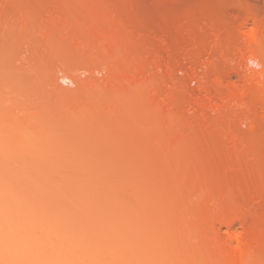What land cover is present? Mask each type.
I'll use <instances>...</instances> for the list:
<instances>
[{
    "label": "rangeland",
    "instance_id": "1",
    "mask_svg": "<svg viewBox=\"0 0 264 264\" xmlns=\"http://www.w3.org/2000/svg\"><path fill=\"white\" fill-rule=\"evenodd\" d=\"M253 3L254 2H252V0H0V87H1L0 93H1V91L3 92L2 94H0V98L3 99L4 98L3 94L5 95V93L7 92L5 95V98H7V101L9 100L8 101L9 103H7L5 99H3V100L0 99L2 101V102L0 101V114H1L0 117L2 118V120H4L3 127L5 126V123L7 121L8 122L6 124H8V123L11 124L13 122V121L11 122V120L15 119L14 122H16V125L19 127L18 129H24V130H20L21 134H24V136L26 134L25 139H24V138H21L22 136L20 135L19 131L17 133L20 136V137L18 136L19 138L18 137L17 138L20 140H24V143H29V142H27V141H29V140H27V138L29 139V137H32V136H30L31 133L36 134V135L33 134L36 137L32 138L33 140L36 138L35 141H33L30 138L31 144H21V143H23V141H19L17 139L19 141L18 142L17 140H15L13 138V136H15L14 133H13L14 135H11L12 125L10 127V130H9V125H6L3 129H2V127H0V141H2L4 139L2 141V144L4 145V143H5V145H6V147H3V145L0 143V169L4 168V169H7V171H9V170L10 171H14V170L15 171L16 170H20V171L25 170L26 171V170H28L27 172H29L28 174H30V175H32V173L34 175V171H37V174H38V170H39V173H40V170H43V171L46 170L45 173L48 172V170H49V172H51L50 174H52L53 171H58V173H59V171L64 170V171L60 172L61 173L60 176L62 175L63 178L65 177L63 175V173L65 174V170H66V173H69L70 170L76 169L75 173L77 175V178L81 179V181H82V178L84 180V177H85L84 174H87L86 172L83 173L82 169H80L84 165H85V167H83V170L88 169L87 172H90V173H92L94 171V174L92 173V175L89 176V178H91V177L94 178V176H97L99 178L100 176L104 177V175H105L106 179H107L106 180L104 178L105 182L108 181L109 179H113V178H114L113 181L117 180L116 178H118V176L120 178H123L124 180L125 179L131 180L132 178H129V177H131L130 175H134L135 177H133L134 179L132 181H134V182L137 181L136 183H134V182L132 183V181L130 183V182H128V180H126V181H123L125 183L124 184L122 182V180H120V178L118 180V182L123 183V184L121 183V185H123V187L126 185H128V186L130 185L131 187L134 186L133 190L130 191L129 188H131V187L129 186V187H126L129 189L126 192L125 187L122 189V187L120 185L119 187L122 190L117 186L116 191L119 188V190H121V193L124 194L125 196H127L129 194L128 195L129 197L128 196L127 197L122 196V197L126 198V200H125V198H123V200L125 202L128 201L126 206L127 205L131 206V203L133 204L136 201L135 204L137 206H139L138 207L139 210L143 209L146 211L145 212L146 217H145V215H143L144 211H140V212H142V214L138 213L139 211L137 210V207H136V209H134L136 205L133 204L134 206H132L133 210H135L134 212L137 213V214L135 213L136 214L135 217L138 219V222H141L142 220H144V221H142V224L140 223V225L144 229L143 235L145 238V240H144L145 245L143 248L144 249L148 248L147 249L148 252L150 249L152 251V248L156 247V245L153 246L155 244L154 243L155 240H156V242H158L159 239H165V242H166L167 238H169L171 235H175L173 232H176V234L179 235V233H180V232H178L179 229L176 230L178 228V226L182 225L181 228L189 226L188 225L190 223L189 220L192 221V218H194L193 214L197 211V210L195 211L192 209L194 206L197 205L196 202H198L197 201L198 197L200 200V198L202 196H203V200H204V197H205V200L210 199L211 201H213V200L215 201V199L217 198L216 203H217V201L220 200L218 202V203H220V205L218 204L219 208L220 207L222 208L223 205H225V206L227 205L226 210H228V211L226 212L225 209H224V211H225V213H229V211H230L229 215L231 217L230 220L232 222V224H231V222L229 224L230 227L228 225L227 226L223 225L224 223L222 224L220 222L221 223L220 224L219 222L218 223L216 222L215 225L212 227L215 230V231L213 230L214 234H213L212 230H211L212 233H210V231L208 232V234H211V236H212V234H213V236L216 234L217 236H215V237H219L221 240L222 239L227 240V239L232 238L236 242L235 237H236V239L238 238V236H239V238H241L240 235H242L243 236L242 238H244V236L248 235V234L245 235L248 232V229H251V228L254 229L255 227L256 228L258 227L257 229L260 228L259 224H261V223H259V222L257 223L256 221H260V219H262L261 222H263L262 224L264 226V206L262 207V205H264V67L261 64V63H263L261 61L262 60L264 61V22H263L264 18L263 19L261 18L262 15L264 14V12H263V10H260V8H256L255 4H253ZM253 6H254V8H252ZM252 10L256 11V12L258 11V12L253 13ZM252 13L256 14L257 16L253 15ZM48 16L53 17V18H50ZM252 16H253V18H252ZM54 18H55V20H54ZM58 19H59V22L61 24L58 23V21H56ZM54 22L58 25L57 26L58 28L61 25L60 28H62L61 29L62 31L61 30L59 31L56 29V25ZM43 23H44V26L42 25ZM45 23H47V26ZM62 23L67 24L64 26L65 28L63 27ZM25 25L27 28L25 27ZM48 25H49V27H48ZM48 28H51L54 30H51ZM40 29H41V31H40ZM47 29L49 30V32L47 31ZM45 31H47L48 33ZM51 31H52V33H51ZM97 31H99V32H97ZM107 31H109L111 33L108 34ZM43 32L47 35L42 34ZM113 32H115V34H117L118 37L115 36ZM102 33H104L105 35L107 34L106 36L104 35L105 38L102 37L103 36ZM251 33H254L256 35L257 41L259 42V46L261 44V46L259 47L260 48L259 53L257 52V55H256L257 57L255 56V54L250 53L249 51H247L244 48L245 37ZM96 34L100 39L96 36ZM99 34H102V35H99ZM110 34L111 35L113 34L114 37H113V35L110 36ZM51 36H53L52 39H54L55 41L50 39ZM91 36H92L91 39H93V37H95L93 41L90 39ZM213 36L218 37V41H217L216 45H212ZM42 38H43L45 43L42 41ZM45 38H46V40H45ZM112 38H113V40H112ZM48 39H49L48 42L50 43L49 45H48V42L46 44V41ZM95 39L97 40V42ZM105 39H106V41H105ZM115 39L118 41H116ZM86 40L90 41V42L92 41V42H94V44L93 43L91 44L90 42L86 43L85 42ZM102 40H104L103 43H102ZM80 41H81V43H80ZM98 41L101 42L102 44L99 43ZM98 43L101 44L102 46L104 44H106V46L104 45V47L108 48V49H105L103 47L107 51H104V53L101 52L102 55L100 54V51H101L100 45H97V47H100V48L97 49V47H96V44H98ZM37 44H39V45H37ZM115 44H116V46H114ZM78 45H81L82 48H80V46H78ZM87 45H88V47H87ZM117 45L119 46V48ZM86 47L88 48V50L89 49L90 50L86 51L87 50V49L85 50ZM92 47H94L95 49H93ZM111 48H112V50H110ZM92 49L95 51H93ZM99 49H100V51H99ZM117 49H118V51H117ZM49 50H50V52H52V50H53V52H52L53 54L50 53ZM113 50H115V51H113ZM76 51H78V52H76ZM110 51H113V52H110ZM116 51L118 53H115ZM96 52H97V54L95 55ZM120 53H122V54H120ZM99 54L101 55V57H99ZM107 54L109 57H107ZM260 54H262V55H260ZM103 55H105L104 58L102 57ZM115 55L118 58H116ZM125 55L127 56V58L131 59V62L134 63V65H135V63H139L140 61H142V62H140L139 66L143 65L142 66L143 72H144L143 74L146 73L145 74L146 76L148 74L150 75V76L149 75L148 76L151 78V81L150 82L148 81L146 83L148 86H146L144 88V90H143L144 92L141 93V95L138 92L139 90L135 89V92L133 90H131V91H133V93H131V92H129L130 94L128 93L129 99L127 98L128 97L127 96L126 97L127 100H126L124 98L125 95L123 97H121L120 93H119L120 96H118V94L116 93L118 97H121V98H117L115 94L114 95L111 94V92L114 93V91H115L113 89V86L111 85L109 87L108 86L109 84H108L106 86L109 87V89L112 88L113 90L110 89L111 90V92H110V90L106 89L107 87L105 86L106 88L104 87L103 91L105 92V89H106V91H108L107 92L108 98L110 97L109 95H112V96H115L116 99L113 98L112 96H111L112 99H111V97H110V99H108L107 96L100 94V92H102V91L95 89V92L96 93L99 92V94H100V96L96 94L98 99H101L103 97L101 100H99L100 103L98 102V104H100V105L97 107L96 105H98V104L95 105V103H97L96 102L97 97L95 95L94 90L91 89L92 86L90 88V85H89L90 89L89 90L86 89L88 91L87 95H85L86 93L84 94V96L90 97L89 101H90V103H92V105L91 104L88 105L90 107L87 106L88 109L91 108V106H93L92 108H97L98 111H100L99 113H101V114L102 113L105 114L106 112L104 110H107L108 112L106 114H110V115H106V116H108V118H110L112 116L111 119H108L106 117H101L102 115L98 114L97 109L92 110V108H91V109H89L90 111H87L88 112L87 113L85 111L87 109V107L86 108H83V107L88 104V102H89L88 97L85 98L87 100V104H86V101H83L84 105L83 104H77V103L73 104L72 100H73V102H75L74 101L75 98H73V99L71 98L72 100H70V99L66 100L67 98H65V96H63L64 94L61 93V91L62 92L68 91V90H71V88H72V90L76 89V87L78 86V84H77L78 81H81V83H90V84H93L94 86H98V83H99V85H102L104 81L108 82V80H110V78L112 79V76H110V78L108 79L110 73L112 72L111 69L114 68V70H115V68L117 67L118 64H122L121 61L123 62V60L121 59V57L122 56L125 57ZM259 55H260L259 59H262L261 61L258 59ZM94 56L96 57V59ZM80 57H82V58H80ZM132 57H133L134 61H137V62H133ZM253 57L256 59H252ZM91 58H93L92 61H94V62H92V61L87 62ZM102 58L104 60H102ZM114 58H116V59H114ZM118 59H119V61L121 59V61L119 62ZM108 60L111 62H109ZM124 60H127V59H124ZM252 60H253V62H252ZM58 61L59 62L61 61V62L59 63ZM250 61L252 63H249ZM153 62H155V63H153ZM88 63H90V64H88ZM95 63H97V64H95ZM142 63H144V64H142ZM65 64H66V70L68 69L67 71L70 74L73 72V74L75 76L73 74L67 75V72H65L66 74L65 73L63 74V72L62 73L60 72V69L62 67H64ZM148 65L150 66V68H148ZM56 66H57L58 70L56 69ZM110 67H111V69H110ZM107 70H109L110 73ZM147 72H149V73H147ZM106 73H108L107 76H106ZM111 74L114 75L113 72ZM63 75L64 76L66 75V77H64ZM103 75H104V77H103ZM148 76H147V78H148ZM91 80H92V83L90 82ZM153 80H154V82H153ZM66 81L68 82L67 84H65ZM96 81H97V83H96ZM112 81H114V80H112ZM250 82H252V83H250ZM75 83L77 86L75 85ZM149 83L151 85H149ZM256 83H258L257 86L255 85ZM2 85H3V87H2ZM258 85H259V87H258ZM102 87H103V85L101 86V88ZM240 88L244 89L246 91V95H245L246 98L243 100V106L238 108V107H235L232 105V107H230L231 104L229 105L227 103L228 96L230 97L234 91H237ZM54 89H57V90L59 89L58 91H60L59 92L60 94L57 95L58 91L56 90L57 91V93H56V91H54ZM66 89H68V90H66ZM14 91H16V92H14ZM116 92H118V91L116 90ZM14 93H15V95H14ZM43 93H45V94H43ZM55 95L57 96L58 99H60L62 97H63V99L65 98L63 100L64 104L59 103L58 99L55 97ZM6 96H8V97H6ZM45 96H47V97H45ZM154 96H157V97L153 98ZM11 97L13 100L11 99ZM43 97H44V99H43ZM81 97L83 98V96H81ZM168 97L170 100L168 99ZM82 98H80V99H82ZM122 98H124V100ZM152 98L157 99L158 102L161 100H164L166 103H168V101H169V104H170V102L172 103V105L170 104L172 107L168 106V107H170L169 110L172 108L171 113L169 112V110H167V113H166V114H169L170 117H169V115H167V117H166V115L162 117V119L164 120V124H163V122H160L161 116H160V119H159L158 115H157L158 117H156L155 114L153 116L154 112H152V110H151L152 114L149 112L151 115L147 116L149 114L147 112V111H149V109H147V107H149V106H147L148 102L151 100L149 102V104H152V105L154 102L152 100ZM17 99L20 101H17ZM40 99H42V100H40ZM80 99H78L80 101L79 103H81L83 100V99L82 100H80ZM118 99L123 100V102L121 101L119 103ZM15 100L17 102H15ZM36 100L37 101L40 100V101L36 102ZM104 100H109V101H106V103H107L106 106L103 105ZM110 100L111 101L113 100L112 104H110ZM157 100H155V101L157 102ZM197 101H199V102H197ZM19 102H21V103H19ZM60 102H61V99H60ZM66 102L68 103L67 106L70 103H72L74 106H72V104L70 106H72L74 108L72 109L70 106L66 108L65 107ZM161 102H159V103H161ZM213 102H214V105H213ZM2 103H5V104L7 103L8 107H10L9 104L12 105L11 109L13 111L10 110V108H8L7 105H5V104H4L5 105V107H4V105ZM14 103H15V105H18V106H15ZM30 103L31 104L33 103L32 105H34V104L35 105L31 106ZM21 104H22V106H21ZM61 104L65 108L61 109ZM93 104L96 107H94ZM104 104H105V102H104ZM161 104H164V103H161ZM169 104H167V105H169ZM198 104H200L201 106L200 105L198 106ZM217 104H218L219 108L216 109L215 111H212V108L214 106H216ZM77 105H78V108H80L81 105H83L81 108V110H82L81 112H78L77 109L75 108V107H77ZM101 106L103 109L101 108ZM112 106L113 107L115 106V108L112 109L111 108ZM150 107H151V105H150ZM199 107H200V109H199ZM4 108L5 109L8 108L9 110L7 109L8 110L7 111ZM13 108L16 110H14ZM46 108L49 110H46ZM69 108H71V110ZM99 108H101V109L99 110ZM108 108H111V109L109 110ZM117 108H119V109L117 110ZM204 108H205V111H204ZM22 109H25L26 111L22 110ZM144 109L145 110L147 109V111L143 112ZM151 109H152V107H151ZM17 110H18V112L21 110L20 111L21 115L23 114V112L25 113V115L23 114L22 116H20V113H19V117L17 116L18 118H21V119L24 118L25 121L20 120L21 121L20 123L24 122V124L22 123V126H19L20 123L17 122L18 118H17V120H16V118L9 120L10 116H7L8 113L11 112L12 116L10 118H12L14 112H16L15 115L18 114ZM62 110H65V113H63ZM72 110H75L76 112L72 113ZM119 110H121L122 113ZM194 110H195V112H194ZM192 111L194 112V115H193ZM83 112H86L83 114V115L87 114L86 118L83 117V115L81 114ZM116 112H118V113L120 112L119 113L120 115L117 114V116H116L115 115ZM145 113H148V114L145 115ZM161 113H163V112H161ZM28 114H30L31 116ZM35 114H37L39 116L40 122L36 119L38 117H36L37 115H35ZM65 114H67V116L69 117V120H67V116H65ZM89 114H90V116H93V117H91L93 119L90 118ZM27 115H28V118H26ZM60 115H62V116H60ZM77 115L79 117L85 118V119H83V121L85 120L87 125L85 124V122H83L85 124V125H83L80 121H76V123H75L74 121L76 120ZM161 115H164V114H161ZM29 116L31 118L36 119L37 120L36 123L38 125L40 123V126L45 127L46 130L42 127L41 131L43 130L42 132H44V133L46 132L47 135H48V133L51 134V133L55 132V134H58L59 132H61V133H59V134H62V135H59L60 137L58 135H55V137H53V135H49V137L51 136L52 139L55 138V139H57V142L61 141V143L55 142V144H54V141L52 139H49L46 137V135H45L46 133L44 134L41 131H38V129L40 130L41 127L39 128V126L36 123L34 124L35 120L34 119L31 120V118ZM56 116H58V118ZM171 116H172V120H174L173 123L176 120L175 123H176V125L179 123V125H180L179 127H181V125L183 124V126H182L183 129L180 128L182 131L179 129L178 133L176 132V134L174 133L173 135L170 134L171 136H168L169 135L168 131H170L171 126H169V128H168L169 130L166 128L167 131H164L165 129H162V128L159 129V125L160 126H162V124L165 125L166 120L167 121L170 120L169 122H171ZM88 117L90 119L87 122ZM191 117H192V119H191ZM1 118H0V121H1ZM5 119H7V121ZM26 119H28L27 121L29 124L26 123V126H25V122H27ZM29 119L31 121L34 120L33 123L31 121H29ZM70 119L73 121L70 122ZM155 120L157 121V124L155 123ZM163 120H161V121H163ZM189 121L191 123H188ZM78 122H79L80 126L77 125ZM30 123L33 124L31 131H30L31 133L29 132V129H28L31 126ZM158 123H160V124H158ZM173 123L171 122L172 125H173ZM180 123H182V124H180ZM198 123L201 126H199ZM206 123H208V125ZM14 124L15 123H13V128H12L13 132L15 130L17 131V129L15 128L17 126H15ZM154 124L158 125V126H156L157 128L156 127L153 128ZM209 124H211L210 128L207 127V126H209ZM1 125H2V123H1ZM28 125H30V126L27 127ZM36 125H37V128H34L33 126L36 127ZM75 125H77V126H75ZM185 125L188 127L185 128L184 127ZM7 126H8V128H7L8 132H7V130L4 131V129H6ZM60 126H61V128H60ZM150 126H152V128L155 129L156 131L158 129L159 132L157 131L155 133V130L152 131V128L150 130V128H149ZM249 126H251V128H249ZM165 127H166V125H165ZM105 128H107V129H105ZM177 128H178V126H177ZM47 129H48V131H47ZM56 130L58 131V133ZM174 130H177V129H174ZM16 131H15V133H16ZM22 131H23V133H22ZM160 131H162V132H160ZM179 131H181V133H183L185 131L190 135L189 136L188 134H186L188 136V137H185V139H184V141H185L184 143L186 145L185 144L181 145L180 143H178L180 146H183V148L185 149V150L184 149L183 150L187 152V153L182 154L184 156L183 159H185V157H186L185 160H181V158L179 160V157L182 156V155H180L181 152H184L182 150L179 154L180 156L178 155L179 157L176 154H173L174 151H172V154H170V152H168L174 148H176L175 149V151H176L177 148L180 147L177 143H174V144L175 145L177 144L178 147L177 146L174 147L175 145L173 144V141L175 140V138H177L178 136L181 135L179 133ZM67 132H69V133H67ZM173 132L174 131H170V133H173ZM8 133H10V134H8ZM159 133H160V135H159ZM1 134L3 135L2 137H1ZM28 134H29V136H27ZM155 134L159 135L160 138ZM161 134H162V136H161ZM38 135L41 137L45 135V137L50 140L49 141L46 139L47 142H50L49 145L47 143V146L52 145V147H53V144H54L55 147H53V148L52 147H46V143H45L46 140H43L44 142L42 143L43 137L42 138L40 137V139H39ZM174 135L175 136L178 135V136L175 137ZM182 136L183 135H181V138H182ZM229 136H230V139H229ZM45 137L43 139H45ZM169 137H170V139H169ZM5 138L6 139L9 138V141L7 140L9 142V144H7L8 142L5 140ZM62 139H64V140H62ZM71 140H73V142ZM155 140L157 142L155 144L156 145L158 144L157 147L155 144L151 143L152 141H155ZM36 141H37V143H36ZM51 141H53L52 142L53 144H51ZM66 142H67V144H66ZM174 142H176V141H174ZM18 143H20V145ZM76 143L79 146H77ZM166 143H167V145H166ZM170 144H172V145H170ZM1 145H2V148H1ZM7 145H8V147H7ZM60 145L62 146V148ZM64 145L66 147H64V149H63ZM152 145L155 146V148ZM159 145H161V146H159ZM169 145L171 146V149L168 148V147H170ZM23 146L27 147V148L26 149L22 148ZM28 146H29L30 150L28 149ZM33 146H34V148H33ZM172 146H173V148H172ZM42 147L44 148V150ZM151 147H153V149ZM157 148H158V150H157ZM71 149H73L72 150L73 153H69V152L64 153V152H66V150L69 151ZM162 149H163V152L160 151ZM168 149H170V150H168ZM34 151L39 152V153H36ZM149 151H151V152H149ZM3 152H4V154H3ZM7 152H9L8 154H10L14 159L13 158L10 159V157H7L8 156V155H6ZM30 153L31 154L33 153L32 156L30 155ZM18 154H19V157H18ZM21 154L23 156H21ZM163 155H164V157L166 156L165 157L166 159L163 157ZM67 156L68 157L70 156L71 159H70V157L68 158ZM6 157L9 159H7ZM73 157L74 158L77 157L78 160L77 159L74 160ZM68 159L70 160V163H69ZM80 159L82 162L80 161ZM14 160H16V162ZM175 160H177V161L174 162ZM67 161L69 164L67 163ZM78 161L82 163V166L80 165L81 167H79L80 163ZM86 161H87V163H86ZM10 162H12V163H10ZM171 162H173V163H171ZM181 163H185V164H183L185 166L182 165L184 168L180 165ZM156 165H157V168L155 167ZM191 165L193 168L191 167V169H190ZM153 166H154V168H153ZM186 166H188V167H186ZM155 168H156V170H154ZM159 168L161 170V172H160L161 174L158 172L159 174L155 175L154 172L158 171ZM187 168H188L189 172H188ZM92 169H93V171H92ZM174 169L175 170L177 169V170L173 172L172 170H174ZM181 169H182V171L184 170V172L180 171ZM192 169H193V172L191 173ZM67 170H69V171H67ZM95 171H98L100 174L102 173V175H99L98 172L97 173L99 176L97 175V173L95 175ZM148 171L151 174H149ZM163 172H166V173H164L165 178L162 175ZM176 172L177 173L179 172V173L174 174ZM58 173H56V174L58 175ZM56 174L54 173V175H56ZM108 174L110 175L111 178L109 177ZM128 174H129V177L127 176V178H126V175H128ZM35 175H34V178H35ZM120 175H123V176H120ZM190 175H192L191 178H188ZM200 175H201V177H200ZM204 175H205V178H204ZM60 176L59 175L57 177L52 176L51 180L54 179L53 177H55L56 179L59 180L60 178H58V177H60ZM71 176L75 177V174L71 175ZM71 176L66 178L67 183L69 182L68 185H71L70 184L71 183L70 180L72 179ZM166 176H169V177L167 178ZM48 177H49V175H48ZM97 177H95L96 181L98 180ZM156 177L157 178L159 177L160 179H158V181H157ZM68 178H70V179L68 180ZM135 178H137V180ZM56 179H55V182H56ZM85 179L89 180L87 178V176L85 177ZM172 179H173V181H172ZM195 179H196V183L194 182ZM73 180L75 181V179H73ZM73 180H72V182H73ZM93 180L91 178L90 181L92 182ZM64 181H65V179H64ZM104 181L103 180H102V182L98 181V182H100V185L97 186L98 184L97 185L95 184L96 187L103 186ZM110 181H112V180H110ZM113 181H112V183H114ZM95 182H93V183H95ZM169 182H170V184H169ZM178 182H179L180 186H179ZM197 182H199V183H197ZM60 183H62V182H60ZM64 183H66V181ZM67 183L65 184L66 186H67ZM85 183H86V181H85ZM93 183H91V184H93ZM101 183H103V184H101ZM115 183H117V182H115ZM181 183L183 184L184 188L185 187L187 188L190 185L194 189H192L188 192H187V190H185L186 191L185 192L182 188ZM187 183H189V185L185 186V184H187ZM202 183L204 185H202ZM87 184H90V183L88 182ZM106 184H107V182L104 185H106ZM108 184H110V182H108ZM140 184H142V185H140ZM143 184L146 187H147L146 184L150 185L149 187H147V189H149V190H147L146 187L144 188ZM111 185L112 186L106 185V187H115L116 188L115 184H111ZM113 185H115V186H113ZM117 185H118V183H117ZM138 185H140V186L138 187ZM153 185H155V188ZM84 186H85V184L83 185V187ZM92 186H94V184ZM135 186H136V189H135ZM152 186H153V189H152ZM162 186H163V189L165 187L166 190H168V192H170V191L171 192L170 193H168L166 191L163 192L164 190L161 189ZM200 186L204 187L205 189L203 188L204 190H202V188ZM169 187H171V188L173 187V188L171 189ZM65 188H68V187H65ZM137 188H138L139 192L137 191ZM140 188L143 190V192H141V193H140ZM88 189H89V187H88ZM96 189H97L96 191L98 192V188H96ZM108 189L104 187L105 191H107ZM155 189H158V190H155ZM119 190L117 191V192H119L118 194H120ZM153 190H155L154 192H157V195L152 193ZM182 190H183V193H182ZM198 190L202 192L201 193L202 196L201 195L199 196L200 192ZM103 191H102V193H105ZM193 191H196L194 193H197L198 196H194ZM209 191H210V195L205 196V194H207ZM130 192L135 193L136 197L135 198L133 197L135 199L134 202H132V198H131L132 196L130 197V195H131ZM136 192H138V193H136ZM211 192L212 193L215 192L216 195L212 194ZM221 192H222V194H221ZM163 193H166V194H163ZM173 193L176 194L177 196H175ZM223 193L225 194L224 196L228 195L229 198L227 196L224 197ZM91 194H93V193H91ZM107 194H109V193H107ZM112 194L113 195L115 194V191H113V189H112ZM184 194H186L189 199H187V200L183 199L182 200V197H184ZM93 195H91V196H93ZM144 195H147V196H144ZM166 195H169V197H167L170 200L169 202L166 198ZM186 195H185V198H186ZM217 195H220L219 198ZM252 195H253V197H252ZM91 196H89V199L91 198ZM102 196H101V199H103L102 202L100 201L101 199L98 200V198H99L98 196H97L98 202H97V200H95L97 203H100V206H102L101 203H103V205L105 204V202H104L105 199L102 198ZM133 196H134V194H133ZM208 196H209V198H208ZM213 196H214V198L216 196L217 197L215 199H213ZM222 196H223V199L225 198V200H222ZM111 197H112V200H110V202L111 201L113 202V197L115 198V195L111 196ZM159 197H160V200H158ZM171 197H172V199H171ZM127 198L130 200H127ZM136 198H137V200H136ZM179 198H181V199H179ZM59 199H60V197H59ZM59 199L57 198L56 200L58 203H61V201L63 199L62 200L60 199L61 200L60 202H59ZM89 199H87V202ZM173 199H175V200H173ZM176 199L178 200L179 203L180 202L182 203V204L180 203L181 205H183L184 203L185 204L187 203L186 205L184 204L185 207H187L190 204L192 206L191 207L189 205L191 207V211H190V207L188 206L189 212L187 214L186 212H187L188 207L186 209L185 207L180 206L179 203H176V202L175 203L177 204V206L174 203V205L176 206V207H174L173 202L177 201ZM231 199H232V201H231ZM92 200H94V199H92ZM92 200H90V201H92ZM118 200H119V202H121L120 197L118 198V196H117V199L115 200L114 203H116ZM171 200H172V202H171ZM214 201H213V203H215ZM107 202H109L108 198L106 200V203ZM110 202L107 203V205L111 204ZM129 202H130V204H128ZM162 202L166 203V205ZM253 202L256 205H254ZM122 203H124V202H122ZM167 203L169 205L171 204L173 206H169ZM192 203H194V206L192 205ZM195 203H196V205H195ZM222 203H223V205H222ZM119 205H121V204H119ZM161 205H163V206H161ZM199 205H200V207L202 206V204H199ZM165 206L168 208H166ZM225 206H224V208H225ZM132 207H130V208L128 207V208L132 209ZM200 207H199V209H201ZM104 208H106L105 205H104ZM126 208L124 207L125 210H126ZM177 208H178V212H177ZM221 208L219 210H221ZM233 208L235 210H233ZM98 209H99V207H98ZM100 209H103V208H100ZM168 209L172 212L169 211V213H168V211H166ZM179 209H181V210H179ZM195 209H197V207ZM133 210H131L132 214H133ZM126 211L128 213V215H127L128 218H130L129 217L130 213L128 212V209ZM200 211L201 210L197 211L196 213H199ZM260 211H261V213H260ZM173 212H176L174 218L172 215V214H174ZM97 213H96V215H97ZM147 213H149L148 214L149 217H148ZM218 213H220L219 215H222L221 211ZM233 213H235L236 215ZM93 214L95 215V213H93ZM138 214H140V215H138ZM150 214H151V216H150ZM170 214L172 215V218H171ZM180 214L183 216H181ZM191 214L193 217L191 219L190 218L187 219L189 216H191ZM231 215L232 216H234V215L238 216L239 215L244 219V221H243V219L241 220L240 219L241 217H239V216L238 217H235V216L232 217ZM260 215L262 216V218ZM132 216H134V214ZM132 216H131V218H132ZM141 216H142V218L144 217V219H142V218L140 219ZM250 216H251V220L253 222L251 220H250L251 222H249V220H247V219H250L249 218ZM255 216L256 217L258 216L259 220ZM150 217H151V220L149 219ZM222 217H223V215H222ZM225 217H226V214H225ZM110 218H111V216H110ZM131 218L129 220H132ZM152 218H153V221L156 220L157 222H160L159 223L160 226L156 221L151 223L150 221H152ZM175 218H176V220L172 221ZM195 218L197 219V214H196ZM237 218H239L238 219L239 221H237ZM139 219H140V221H139ZM225 219H228V217ZM145 220H146V224H145ZM196 221L197 220L194 221V226H195ZM108 222H110V220ZM154 223H157V224L154 225ZM162 223L165 224L167 227L165 225H163ZM247 223L249 225H252L255 223L254 224L255 226L252 225V227L250 226L251 228H248L249 225ZM144 224H145V226H144ZM190 224H193V223H190ZM171 225H172V227H171ZM153 226H156V227L159 226V229L156 227H153ZM194 226H193V228H191V230L196 229V228H194ZM145 227L147 228L150 235L146 231ZM148 227H150V228H148ZM151 227H152V229H151ZM190 227H191V225H190ZM226 227L229 229H227ZM149 229L152 233L149 231ZM154 229H155V232H154ZM252 229H251V232H252ZM184 230H187V229L184 228ZM184 230H182V231L184 232ZM191 230H190V233L192 232L191 234L189 233V231H187L189 233L188 234L189 236L195 232H196V234H194V235H197V230L196 231L194 230V232ZM260 230H261V228H260ZM262 230H264V229H262ZM244 232H246V233H244ZM251 232L250 233L248 232L249 235H251V236H252V234L254 235L255 232L254 231L252 233ZM152 234H153V236H152ZM208 234H206V236H208ZM138 235H140V234H138ZM183 235L185 236V232L183 233ZM188 235L186 234V236L188 238L196 237L193 235L191 237H189ZM155 236L158 240L154 239ZM230 236H231V238H230ZM233 236H234V238H233ZM251 236H249V237L251 238ZM187 237H186V239H187ZM179 238H180V236H179ZM208 238H210V235ZM250 238H246V239H250ZM171 239H173V238L169 239L170 242H171ZM183 239L181 240V243L184 244L186 241L184 242ZM232 239H231V241H232ZM139 240H140V237H139ZM190 240H193V239H190ZM203 240H205V238ZM147 241H149L150 243ZM172 241H174V240H172ZM188 241H187V246L190 247V245L188 244ZM193 241L192 242L189 241V243L190 244L191 243H193V244L197 243V242L194 243ZM195 241H198L197 247L200 246L199 245L200 242H203L202 239L199 241L198 239L196 240V238H195ZM234 241L231 242L232 246L229 244L231 247H233L235 245ZM165 242L163 241L162 245ZM132 243L133 242H131L130 244L132 245ZM157 244H158V246L160 245L162 247V245L159 244V242ZM257 244L260 245L259 243H257ZM261 244H262V242H261ZM183 246H185V244ZM183 246L181 245L179 247H182L181 250L184 252L185 247H183ZM157 247H156V249H153V251L158 250ZM167 247H168V245H167ZM171 247H173V245ZM200 247H199V249L198 248L196 249L197 253H198V250H201ZM261 247H262V251L258 247L256 249L257 251L254 249L255 251H253V253L255 255L253 254V257H254L253 260H257V261H252L250 263H252V264L253 263L254 264L262 263V262H260V260H264L263 259L264 254L262 253L264 251V249H263L264 245L262 244ZM132 248H134V247H132ZM135 248H137V247H135ZM138 248H139V246H138ZM141 248H142V246L139 249H141ZM143 248H142V250H143ZM164 248H163V250H164ZM192 248L193 247L191 246V248H189V249L187 248L186 250H191ZM169 249L170 248H168V250ZM173 249H175V248L173 247ZM131 250H133V249H131ZM135 250H133L132 252L136 254L137 252H135ZM160 250H161V248H160ZM181 250H178L180 252L176 256V258H179L178 260L176 258L173 260V258L169 255L167 256V259L168 260L172 259L174 261L173 263L175 264L176 260H177V262L178 261L180 262V257H181V259H182L181 262H187L188 260L185 257L187 255V253H185L186 252L185 251L184 253L186 255L183 256V253L181 252ZM196 250H195V252H196ZM258 251L262 255L260 253H257ZM140 252H142V251L139 250L138 253L141 254ZM145 252H147V251H145ZM157 252H155V254H154L155 256H156ZM170 252H172V251H169V253ZM180 253H182V254H180ZM197 253H196V255H199V256L202 255V253L201 254L200 253L197 254ZM159 254H161V253H159ZM170 254L172 255V253H170ZM179 255H182V256H179ZM142 256H145V255H142ZM160 256H162V258H163V255H160ZM164 258H165V256H164ZM164 258L160 259L161 264H162V260L164 261ZM198 258L202 259V256L198 257ZM158 261H159V259H158ZM168 263H169V261L166 263L163 262V264H168ZM173 263H171V264H173ZM179 264H183V263H179Z\"/></svg>",
    "mask_w": 264,
    "mask_h": 264
},
{
    "label": "bare ground",
    "instance_id": "2",
    "mask_svg": "<svg viewBox=\"0 0 264 264\" xmlns=\"http://www.w3.org/2000/svg\"><path fill=\"white\" fill-rule=\"evenodd\" d=\"M252 2H254L253 4H255V6H256V8H260V10H263V12H264V0H252ZM259 6V7H258ZM252 8H254V6L252 7ZM252 12L254 13H257L256 11H253L252 10ZM252 13V14H253ZM260 13V12H259ZM263 14V13H262ZM253 15H256V14H253ZM257 16V15H256ZM48 17H50V16H48ZM255 17V16H254ZM50 18H53V17H50ZM49 18V19H50ZM252 18H253V16H252ZM257 18V17H256ZM255 18V19H256ZM260 18V17H259ZM262 19L264 18V14L262 15V17H261ZM48 19V18H47ZM258 19V18H257ZM54 20H55V18H54ZM53 20V21H54ZM64 20V19H63ZM56 21H58V23H60L59 22V19L58 20H56ZM264 22V21H263ZM49 23V22H48ZM55 23V22H54ZM46 24V26H47V23H45ZM61 24V23H60ZM63 24V23H62ZM43 26H44V23L42 24ZM55 25H56V29L57 30H61L62 28H60L61 27V25H60V29L57 27L58 25L55 23ZM65 25H67L66 23L65 24H63V27L65 26ZM22 26V25H21ZM25 27H26V25H25ZM48 27H49V25H48ZM51 27V26H50ZM53 27V26H52ZM27 28V27H26ZM46 28V27H45ZM54 28V27H53ZM65 28V27H64ZM44 29V28H43ZM42 29V30H43ZM48 29H51V28H48ZM47 29V31L49 32V30ZM46 30V29H45ZM51 30H54V29H51ZM94 30V29H93ZM5 31V30H4ZM40 31H41V29H40ZM47 31H45V32H47ZM62 31V30H61ZM95 31V30H94ZM100 31V30H99ZM99 31H97V32H99ZM47 32V33H48ZM58 32V31H57ZM108 32V34L109 33H111V32H109V31H107ZM106 32V33H107ZM116 32V31H115ZM115 32H113L114 33V35L115 36H117V34H115ZM51 33H52V31H51ZM101 33V32H100ZM105 33V32H104ZM104 33H102L103 34V36L102 37H104L105 38V36L107 35H105ZM117 33V32H116ZM42 34H45L44 32L42 33ZM89 34V33H88ZM92 34V33H91ZM102 34H99V35H102ZM45 35H47V34H45ZM49 35V34H48ZM52 35V34H51ZM90 35V34H89ZM105 35V36H104ZM113 35V34H112ZM111 34H110V36H112ZM114 35H113V37H114ZM55 36V35H54ZM96 36H97V34H96ZM109 36V35H108ZM107 36V37H108ZM44 37V36H43ZM52 37L53 36H51L50 37V39L51 40H54V39H52ZM98 37V36H97ZM101 37V36H100ZM101 37V38H102ZM118 37V36H117ZM88 38V37H87ZM92 38V36L90 37V39ZM94 38L95 37H93V39H91L92 41L94 40ZM99 38V37H98ZM109 38V37H108ZM100 39V38H99ZM45 40H46V38H45ZM89 40V39H88ZM96 40V39H95ZM108 40V39H107ZM112 40H113V38H112ZM116 40V39H115ZM42 41L44 42V40H43V38H42ZM49 41V39L46 41V44H47V42ZM55 41V40H54ZM90 42V41H85L86 43H88V42H90L91 44L93 43L94 44V42ZM103 41L104 40H102V43H103ZM105 41H106V39H105ZM116 41H118V40H116ZM217 41H218V37L217 36H213V38H212V45H216V43H217ZM78 42V41H77ZM84 42V43H85ZM96 42H97V40H96ZM95 42V43H96ZM99 42V41H98ZM109 42V41H108ZM45 43V42H44ZM80 43H81V41H80ZM99 43H101V42H99ZM96 44V47H97V45H100V47H101V51H100V49H99V51H100V54L102 55V53L101 52H103L104 53V51H107V50H105V49H108V48H105L104 47V45L106 46V44H104L103 46L101 45V44ZM50 43L48 42V45H49ZM56 44V43H55ZM77 44V43H76ZM79 44V43H78ZM90 44V45H91ZM108 44V43H107ZM113 44V43H112ZM37 45H39V44H37ZM82 45V44H81ZM81 45H78V46H80V48H82L81 47ZM85 45V44H84ZM89 45V46H90ZM58 46V45H57ZM77 46V45H76ZM93 46V45H92ZM95 46V45H94ZM114 46H116V44L114 45ZM118 46V45H117ZM260 46H261V44H260ZM259 46V42L257 41V37H256V35L254 34V33H251V34H249V35H247L246 37H245V43H244V48L247 50V51H249L250 53H252V54H255V56L257 55V52L259 53V50H260V47ZM49 47V46H48ZM87 47H88V45H87ZM85 48V50L86 51H89L88 50V48ZM100 47H97V49L98 48H100ZM105 49H104V48ZM46 48V47H45ZM55 48V47H54ZM84 48V47H83ZM93 49H95L94 47H92ZM118 48H119V46H118ZM262 48V47H261ZM53 49V48H52ZM78 49V48H77ZM92 49V50H93ZM83 50V49H82ZM91 50V51H92ZM110 50H112V48L110 49ZM38 51V50H37ZM48 51V50H47ZM55 51V50H54ZM93 51H95V50H93ZM113 51H115V50H113ZM113 51H110V52H113ZM117 51H118V49H117ZM115 52V53H118V52ZM242 51V50H241ZM263 51V50H262ZM49 52H50V50H49ZM52 52H53V50H52ZM52 52H50V53H52ZM76 52H78V51H76ZM80 52V51H79ZM84 52V51H83ZM98 52V51H97ZM97 52L95 53V55L97 54ZM109 52V53H110ZM261 52V51H260ZM94 53V52H93ZM43 54V53H42ZM53 54V53H52ZM92 54V53H91ZM90 54V55H91ZM99 54V57H101V55ZM120 54H122V53H120ZM48 55V54H47ZM80 55V54H79ZM114 55V54H113ZM119 55V54H118ZM260 55H262V54H260ZM260 55H259V57H258V59L260 58ZM92 56V55H91ZM104 56L105 55H103L102 57L104 58ZM116 56V55H115ZM114 56V57H115ZM254 56V57H255ZM49 57V56H48ZM95 57V56H94ZM107 57H109L108 56V54H107ZM112 57V56H111ZM120 57V56H119ZM126 57V58H125ZM125 57L124 56H122L121 57V59L123 60V62L121 61V59H120V61H121V63L122 64H118L117 65V67L115 68V70H114V68L113 69H111V67H110V69H111V71L114 73V75H112L110 72H109V70H107L109 73H110V75H109V77H108V79L110 78V76H112V79L110 78V80H108V82L106 81H104L103 82V87L101 88V86L102 85H99V83H98V86L101 88H99L98 86H94L93 84H90V83H81V81H78V86L76 85V83H75V85L77 86L76 87V89H74V90H72V88H71V90H68V89H66V90H68V91H61V93H63L64 95L63 96H65V98H67L66 100H68V99H70V100H72L73 98H75V102H73V100H72V103L74 104V103H77V104H83L84 105V102L83 101H86V104H87V100L85 99L86 97H88V96H84V94L85 95H87V93H88V91L86 90V89H90L91 88V86H92V90H94V92H95V89H97V90H99V91H102V92H100V94H103L104 96H107V98H108V91H106V89H109V87L112 85L113 86V89L115 90L114 91V93L113 92H111V90H113L112 88H110L109 90H110V92H111V94H115L116 95V97L117 98H121V97H123L124 95V98L126 99V97L129 99V95H128V93L129 92H131V93H133V91L135 92V89L136 90H139L138 92L140 93V95H141V93H143L144 91V88L146 87V86H148L146 83L149 81H151V78L148 76V78H147V76L145 75V74H143L144 72H143V65L142 66H139V64H140V62H142V61H140L139 63H135V65H134V63H132L131 62V59L130 58H127V56L125 55ZM252 58V59H256V58ZM257 57V56H256ZM80 58H82V57H80ZM87 58V57H86ZM102 58V60H104ZM116 58H118L117 56H116ZM116 58H114V59H116ZM92 59L93 58H91L90 60H88L87 62H89V61H92ZM95 59H96V57H95ZM113 59V60H114ZM124 59H127V60H124ZM129 59V60H128ZM136 59V58H135ZM260 61L262 60V59H259ZM85 61V60H84ZM99 61V60H98ZM109 61V60H108ZM118 61H119V59H118ZM119 61V62H120ZM132 61L133 62H137V61H134V59H133V57H132ZM256 61V60H255ZM59 62V61H58ZM61 62V61H60ZM59 62V63H60ZM92 62H94V61H92ZM103 62V61H102ZM109 62H111V61H109ZM114 62V61H113ZM118 62V63H119ZM252 62H253V60H252ZM261 62H263V63H261L262 65H263V67H264V61L262 60ZM153 63H155V62H153ZM63 64V63H62ZM88 64H90V63H88ZM95 64H97V63H95ZM142 64H144V63H142ZM87 65V64H86ZM93 65V64H92ZM107 65V64H106ZM116 65V64H115ZM138 65V66H137ZM60 66V65H59ZM64 66V65H63ZM147 66V65H146ZM157 66V65H156ZM115 67V66H114ZM61 68V67H60ZM64 70H63V69ZM61 69H60V72L62 73L63 72V74L65 73V72H67V75H69L70 73L66 70V64H65V66L64 67H62ZM148 68H150V66L148 65ZM157 68V67H156ZM56 69H57V66H56ZM145 69V68H144ZM58 70V69H57ZM114 70V71H113ZM148 70V69H147ZM146 70V71H147ZM151 70V69H150ZM153 70V69H152ZM149 71V70H148ZM59 72V71H58ZM71 72V71H70ZM105 73V72H104ZM147 73H149V72H147ZM66 74V73H65ZM71 74H73V72L71 73ZM70 74V75H71ZM154 74V73H153ZM74 75V74H73ZM108 75V73H106V76ZM258 75V74H257ZM64 76V75H63ZM75 76V75H74ZM114 76V77H113ZM256 76V75H255ZM60 77V76H59ZM64 77H66V75L64 76ZM68 77V76H67ZM103 77H104V75H103ZM153 77V76H152ZM107 78V77H106ZM150 78V79H149ZM77 79V78H76ZM90 79V78H89ZM88 79V80H89ZM149 79V80H148ZM252 79V78H251ZM250 79V80H251ZM78 80V79H77ZM76 80V81H77ZM105 80V79H104ZM107 80V79H106ZM112 80H114V81H112ZM253 80V79H252ZM258 80V79H257ZM112 83H110V82ZM80 82V83H79ZM91 83H92V80L90 81ZM153 82H154V80H153ZM255 82V81H254ZM257 82V81H256ZM96 83H97V81H96ZM95 83V84H96ZM152 83V82H151ZM250 83H252V82H250ZM56 84V83H55ZM105 84V85H104ZM109 84V85H108ZM257 84L258 83H256L255 85L257 86ZM89 85H90V88H89ZM106 85H108L109 87H107ZM115 85V86H114ZM149 85H151L150 83H149ZM254 85V86H255ZM107 88H106V87ZM144 86V87H143ZM2 87H3V85H2ZM5 87V86H4ZM54 87V86H53ZM52 87V88H53ZM106 88L105 89V92L103 91V88ZM258 87H259V85H258ZM1 88V87H0ZM6 88V87H5ZM51 88V89H52ZM94 88V89H93ZM141 89V90H140ZM23 90V89H22ZM53 90V89H52ZM57 89H54V91H56ZM59 90V89H58ZM57 90V91H58ZM96 90V91H97ZM116 90L118 91V92H116ZM131 90H133V91H131ZM4 91V90H3ZM12 91V90H11ZM42 91V90H41ZM53 91V92H54ZM57 91H56V93H57ZM87 91V92H86ZM14 92H16V91H14ZM60 91H58V93H57V95L58 94H60L59 93ZM105 94H104V93ZM3 92L1 91V93L0 94H2ZM7 93V92H6ZM6 93H5V95H6ZM10 93V92H9ZM118 94V96H120L121 95V97H118L117 96V94ZM119 93H120V95H119ZM122 93V94H121ZM43 94H45V93H43ZM53 94V93H52ZM55 94V93H54ZM99 95L100 96V94H99V92H95V95ZM110 94V93H109ZM130 94V93H129ZM152 94V93H151ZM5 95L3 94V96H4V98L3 99H5L6 100V102L7 103H9L8 101H7V98H5ZM11 95V94H10ZM14 95H15V93H14ZM94 95V96H95ZM97 95H96V97H97ZM133 95V94H132ZM156 95V94H155ZM245 95H246V91L244 90V89H239V90H237V91H234L232 94H231V96L229 97L228 96V98H227V103L230 105V107H232V105L233 106H235V107H238V108H240V107H242L243 106V100L246 98L245 97ZM42 96V95H41ZM61 96V95H60ZM81 96H83V98L81 97ZM110 97L112 96V95H109ZM151 96V95H150ZM6 97H8V96H6ZM45 97H47V96H45ZM54 97V96H53ZM55 97L57 98V96L55 95ZM59 97V96H58ZM62 97V96H61ZM79 97V98H78ZM92 97V96H91ZM110 97L108 98V99H110ZM113 98H115L116 99V97L115 96H112ZM112 97H111V99H112ZM139 97V96H138ZM155 97H157V96H154L153 98H155ZM14 98V97H13ZM33 98V97H32ZM64 98V99H65ZM72 98V99H71ZM80 98H82V99H80ZM103 98V97H102ZM101 98V99H102ZM124 98H122L123 100H124ZM150 98V97H149ZM152 98V100L154 101L153 102V105L152 104H149V102L151 101H147L148 102V105L147 106H149L150 107V105H151V107H152V109H151V107L149 108V107H147V109H149V111H147V109L145 110L144 109V111L143 112H145V111H147L148 113L150 112L151 113V110H152V112H154L153 113V116H154V114L156 115V117H158L159 116V119H160V116H161V120H163L162 119V117L163 116H165L166 115V117H167V115H169V114H166L167 113V110H169V108L170 107H168V106H171L172 105V103L170 102V104H169V101H168V103H166L164 100H161V101H159V102H161V103H164V104H161V103H159L158 102V100L157 99H153ZM1 99V98H0ZM3 99H1V100H3ZM10 99V98H9ZM11 99H12V97H11ZM10 99V100H11ZM21 99V98H20ZM29 99V98H28ZM43 99H44V97H43ZM58 99V98H57ZM60 99H61V102H60ZM60 99H58V102L59 103H62V104H64V102H63V97L62 98H60ZM78 99H80V100H82V102L81 103H79L80 101L78 100ZM95 99V98H94ZM97 100H96V102L97 103H95V105L96 104H98V102L100 103V101L99 100H101V99H98V97L96 98ZM106 99V98H105ZM168 99H169V97H168ZM0 100V101H1ZM13 100V99H12ZM11 100V101H12ZM40 100H42V99H40ZM40 100H38V101H40ZM46 100V99H45ZM78 100V101H77ZM90 100V97H88V101ZM119 100V103L122 101L123 102V100H121V99H118ZM127 100V99H126ZM155 100H157V102L155 101ZM170 100V99H169ZM17 101H20V100H18L17 99ZM16 100H15V102H17ZM31 101V100H30ZM29 101V102H30ZM37 100H36V102H38ZM49 101V100H48ZM106 101H109V100H104V102H105V104H104V102H103V105L104 106H106ZM113 101V100H112ZM112 101L110 100V104H112ZM2 102V101H1ZM5 102V101H4ZM13 102V101H12ZM25 102V101H24ZM27 102V101H26ZM54 102V101H53ZM68 102V101H67ZM65 103V107L67 108V107H69L72 103H70L68 106H67V104L68 103ZM71 102V101H70ZM115 102V101H114ZM197 102H199V101H197ZM201 102V101H200ZM5 104V103H2L3 105L5 104V105H7V107H8V104ZM19 103H21V102H19ZM109 103V102H108ZM152 103V102H151ZM23 104V103H22ZM22 104H21V106H22ZM31 104V103H30ZM33 104V103H32ZM31 104V106H34V105H32ZM38 104V103H37ZM61 104V109L62 108H65L63 105ZM72 104V106H74ZM89 104H91L92 105V103H90V101L88 102V104L87 105H85L83 108H86ZM167 104H169V105H167ZM193 104V103H192ZM195 104V103H194ZM210 104V103H209ZM5 105H4V107H5ZM14 105H15V103H14ZM20 105V104H19ZM25 105V104H24ZM39 105V104H38ZM58 105V104H57ZM60 105V104H59ZM83 105H81V107L80 108H78V105H77V107H75L76 109H77V111L78 112H81L82 110H81V108H82V106ZM94 105V104H93ZM94 105V107H98L100 104H98V105H96L95 106ZM102 105V106H103ZM200 104H198V106H199ZM212 105V104H211ZM213 105H214V102H213ZM9 106L10 107H8V108H10V110H12L11 108V106L12 105H10L9 104ZM15 106H18V105H15ZM43 106V105H42ZM63 106V107H62ZM72 106H70L72 109L74 108V107H72ZM80 106V105H79ZM102 106H101V108H102ZM103 106V107H104ZM118 106V105H117ZM201 106V105H200ZM3 107V106H2ZM25 107V106H24ZM55 107V106H54ZM88 107H90V106H88ZM88 107H87V109L85 110L86 112L87 111H90L89 109H91L93 106H91V108H89L88 109ZM121 107V106H120ZM119 107V108H120ZM172 107V106H171ZM7 108V109H8ZM17 108V107H16ZM58 108V107H57ZM71 108H69L70 110H71ZM101 108H99V110L101 109ZM112 109H114L115 108V106L113 107H111ZM111 108H108L109 110L111 109ZM119 108H117V110L119 109ZM214 108V109H213ZM212 108V111H215L216 109H218L219 108V106H218V104L216 105V106H214ZM5 109V108H4ZM7 109H5V110H7ZM14 109V108H13ZM21 109V108H20ZM56 109V108H55ZM68 109V110H69ZM95 109H97V108H92V110H95ZM103 109V108H102ZM107 109V108H106ZM172 109V108H171ZM169 110V112L171 113V111L172 110ZM199 109H200V107H199ZM221 109V108H220ZM4 110V111H5ZM9 110V109H8ZM7 110V111H8ZM14 110H16V109H14ZM22 110H25V109H22ZM46 110H49V109H47L46 108ZM67 110V109H66ZM84 110V109H83ZM116 110V111H117ZM3 111V110H2ZM13 111V110H12ZM21 111V110H20ZM18 112V110H17V112H18V114L17 115H15L16 114V112H14V114H13V117L12 118H10L12 115H11V112H9L8 113V115L7 116H10L9 117V120H11V119H13V118H16V120H17V118L19 117V113H20V116H22L23 114L25 115V113L23 112V114L21 115V112ZM26 111V110H25ZM38 111V110H37ZM63 111V113H65V110H62ZM61 111V112H62ZM102 111V110H101ZM106 113L108 112L107 110H104ZM103 111V112H104ZM119 111H121V110H119ZM203 111V110H202ZM204 111H205V108H204ZM28 112V111H27ZM67 112V111H66ZM76 111L75 110H72V113H75ZM86 112H83V113H81L82 115L84 114V113H86ZM95 112V111H94ZM97 112H98V114H100V115H102L101 117H106V118H108V116H106V115H110V114H104V113H99L100 111H98V109H97ZM159 112V113H158ZM161 112H163V113H161ZM191 112V111H190ZM193 112V111H192ZM194 112H195V110H194ZM194 112H193V115H194ZM201 112V111H200ZM2 113V112H1ZM13 113V112H12ZM30 113V112H29ZM36 113V112H35ZM49 113V112H48ZM58 113V112H57ZM88 113V112H87ZM96 113V112H95ZM120 113V112H119ZM118 112H116L115 113V115L117 116V114L118 115H120ZM121 113H122V111H121ZM148 113H145V115H147ZM148 114L147 116H150L151 114ZM203 113V112H202ZM80 114V115H81ZM104 114V115H103ZM161 114H164V115H161ZM196 114V113H195ZM15 115V116H14ZM28 115H30V114H28ZM28 115H27V117L26 118H28ZM35 115H37V114H35ZM52 115V114H51ZM74 115V114H73ZM76 115V114H75ZM158 115V116H157ZM202 115V114H201ZM0 116H1V114H0ZM18 116V117H17ZM31 116V115H30ZM29 116V117H30ZM47 116V115H46ZM60 116H62V115H60ZM65 116H67V114H65ZM86 116H87V114H85V115H83V117H85L86 118ZM89 116H90V114H89ZM114 116V115H113ZM152 116V117H153ZM3 117V116H2ZM25 117V116H24ZM36 117H38V118H36L39 122H40V120H39V116L37 115ZM57 118H58V116H56ZM75 117V116H74ZM78 117V118H77ZM77 117H76V120L74 121L75 123H76V121H80L83 125H87V123L85 122V120L83 121V119H85V118H83V117H79L78 115H77ZM91 117H93V116H90V118ZM115 117V116H114ZM169 117H170V115H169ZM197 117V116H196ZM1 118V117H0ZM31 118V117H30ZM64 118V117H63ZM89 117H88V119H87V122L89 121V119H90ZM112 118V116L110 117V118H108V119H111ZM198 118V117H197ZM32 119H34V118H31V120ZM36 119H34L33 121H34V124L36 123ZM75 119V118H74ZM79 119V120H78ZM82 119V120H81ZM91 119H93V118H91ZM155 119V118H154ZM191 119H192V117H191ZM6 121H7V119H5ZM20 120H24V118L23 119H21V118H18V120H17V122H21ZM28 119H26V121H27ZM30 119H29V121H31ZM67 120H69V117L67 116ZM160 120V122H163V124H164V120L163 121H161ZM166 120V119H165ZM13 121V122H12ZM15 121V119H13V120H11V124H6L5 123V126L6 125H9V130H10V127H11V125H12V128H13V123H15L14 125L15 126H17L16 125V122H14ZM25 121V120H24ZM33 121H31L32 123H33ZM71 121H73V120H71L70 119V122ZM170 121V120H169ZM169 121H167L166 120V127H165V125H163L162 123V126H160L159 125V129L160 128H162V129H165L164 131H167L166 130V128L168 129L169 128V126H171L170 128V131H174L173 133H170V131H168V133H169V135L168 136H171L170 134H176V132L178 133V130L181 128V129H183L182 128V126H183V124L182 123H180V124H182L181 125V127H179L180 125H179V123L176 125V120H175V122L173 123V121L174 120H172V116H171V122L173 123V125L171 124V122H169ZM187 121V120H186ZM195 121V120H194ZM193 121V122H194ZM1 123H2V125H1V123H0V127H2V129L5 127H3V125H4V120H2V118H1V121H0ZM10 122V121H9ZM42 122V121H41ZM68 122V121H67ZM83 122H85V124L83 123ZM196 122V121H195ZM23 124H24V122H22ZM22 123H20V125L19 126H22ZM26 123H28V121L27 122H25V126H26ZM32 123H30V125H28L27 127H29L28 129H29V132L31 131V128H32ZM66 123V122H65ZM80 123V124H81ZM154 123V122H153ZM155 123L157 124V121L155 120ZM188 123H191L190 121L188 122ZM201 123V122H200ZM29 124V123H28ZM37 124V123H36ZM44 124V123H43ZM81 124V125H82ZM156 124H154V127L153 128H155L156 126H158V125H156ZM158 124H160V123H158ZM199 124V123H198ZM207 125H208V123H206ZM38 125V124H37ZM37 125H36V127L35 126H33L34 128H37ZM42 125V124H41ZM46 125V124H45ZM44 125V126H45ZM49 125V124H48ZM52 125V124H51ZM62 125V124H61ZM67 125V124H66ZM77 125H79V122H78V124ZM77 125H75V126H77ZM152 125V124H151ZM14 126V127H15ZM39 128H40V130L38 129V131H41V129H42V127L43 126H40V123H39ZM65 126V125H64ZM80 126V125H79ZM174 128H173V127ZM177 126H178V128H177ZM199 126H201L200 124H199ZM210 126H211V124H209V126H207V127H209L210 128ZM104 127V126H103ZM107 127V126H106ZM165 127V128H164ZM185 128L186 127H188V126H184ZM7 128H8V126L6 127V129H4V131L5 130H7ZM12 128H11V135H14L15 134V136H13V138L15 139V140H17L20 136H19V134H17L18 133V131H19V133H20V135L22 136L21 138H24L25 139V136H26V134H25V136H24V134H21V132H20V130H24V129H18L19 127L17 126V127H15L16 129H17V131H16V133H15V131L13 132V130H12ZM23 128V127H22ZM25 128V127H24ZM33 128V129H34ZM44 129H45V127H43ZM60 128H61V126H60ZM83 128V127H82ZM108 128V127H107ZM107 128H105V129H107ZM150 128V130H151V128H152V126H150L149 127ZM152 128V131L153 130H155V129H153ZM157 128V127H156ZM184 128V129H185ZM249 128H251V126H249ZM1 129V130H2ZM161 129V130H162ZM173 129V130H172ZM174 129H177V130H174ZM180 129V130H181ZM36 130V129H35ZM46 130V129H45ZM169 130V129H168ZM186 130V129H185ZM43 131V130H42ZM41 131V132H42ZM47 131H48V129H47ZM57 131V130H56ZM68 131V130H67ZM157 131H158V129H157ZM156 130H155V133L157 132ZM182 131V130H181ZM181 131H179V133L181 134V135H183L182 136V138H181V135L180 136H175V137H177V138H175V140L174 141H176V142H174L173 140V144L174 143H180L181 145H183V144H185L184 142V139H185V137H188L186 134H188L187 132H183V133H181ZM3 132V131H2ZM7 132H8V130H7ZM28 132V133H29ZM33 132V131H32ZM71 132V131H70ZM159 132V131H158ZM160 132H162V131H160ZM14 133V134H13ZM22 133H23V131H22ZM31 133V132H30ZM42 133H44V132H42ZM46 133V132H45ZM44 133V134H45ZM57 133H58V131H57ZM59 133H61V132H59ZM55 134V132H53V133H51V134H49L48 133V135H47V133L45 134L46 135V137L47 138H49V139H52L51 138V136L49 137V135H53V137H55V135H62V134ZM67 133H69V132H67ZM66 133V134H67ZM8 134H10V133H8ZM7 134V135H8ZM17 134V135H16ZM33 134H35V133H33ZM32 133L30 134V136H32V137H29V139L27 138V140H29V141H27V142H29V143H24V140H20V139H18L19 141H23V143H21V144H31L30 143V138L32 139L33 137H36L35 135H33ZM185 134V135H184ZM6 135V134H5ZM41 135V134H40ZM45 135L44 136H42L43 138L45 137ZM155 135H157V134H155ZM159 135H160V133H159ZM159 135H157L159 138H160V136ZM189 135V134H188ZM192 135V134H191ZM3 135L1 134V137H2ZM10 136V135H9ZM19 136V137H18ZM27 136H29V134L27 135ZM39 136V135H38ZM65 136V135H64ZM72 136V135H71ZM161 136H162V134H161ZM190 136V135H189ZM8 137V136H7ZM18 137V138H17ZM40 137L41 136H39V139H40ZM41 137V138H42ZM45 137V139H43L42 138V143L44 142L43 140H46L47 138ZM60 137V136H59ZM67 137V136H66ZM69 137V136H68ZM173 137V136H172ZM12 138V139H13ZM73 138V137H72ZM158 138V139H159ZM192 138V137H191ZM38 139V138H37ZM49 139H47V140H49ZM59 139V138H58ZM68 139V138H67ZM155 139V138H154ZM163 139V138H162ZM169 139H170V137H169ZM177 139V140H176ZM229 139H230V136H229ZM4 140V139H3ZM2 140V141H3ZM5 140L7 141H9V138L8 139H6L5 138ZM17 140V141H18ZM33 140V139H32ZM31 140V141H32ZM36 140V138L33 140V141H35ZM47 140L45 141V143H46V147H52V145L51 144H53L52 142L54 141V144H55V142H57V139H55V138H53L52 140L53 141H51V146H47V143H48V145H49V143L50 142H47ZM62 140H64V139H62ZM190 140V139H189ZM2 141H0V143L2 144ZM7 141V142H8ZM18 141V142H19ZM50 141V140H49ZM59 141V140H58ZM72 142H73V140H71ZM167 141V140H166ZM171 141V142H172ZM187 141V140H186ZM6 142V143H7ZM16 142V141H15ZM68 142V141H67ZM67 142H66V144H67ZM78 142V141H77ZM154 142V143H153ZM183 142V143H182ZM188 142V141H187ZM4 143V142H3ZM12 143V142H11ZM36 143H37V141H36ZM57 143H61V141L60 142H57ZM56 143V144H57ZM63 143V142H62ZM86 143V142H85ZM152 144H155V143H157L156 142V140L155 141H152L151 142ZM164 143V142H163ZM168 143V142H167ZM167 143H166V145H167ZM7 144H9V142L7 143ZM19 145H20V143H18ZM34 144V143H33ZM53 144V147H55V145ZM73 144V143H72ZM79 144V143H78ZM162 144V143H161ZM175 145L174 147H178V145ZM3 145V144H2ZM2 145H1V148H2ZM16 145V144H15ZM45 145V144H44ZM58 145V144H57ZM70 145V144H69ZM76 145H77V143H76ZM86 145V144H85ZM156 145V144H155ZM158 145V144H157ZM157 145H156V147H157ZM170 145H172V144H170ZM169 145V146H170ZM186 145V144H185ZM184 145V146H185ZM22 146V145H21ZM61 146V145H60ZM74 146V145H73ZM77 146H79V145H77ZM82 146V145H81ZM153 146V145H152ZM159 146H161V145H159ZM180 146V145H179ZM3 147H6V145H5V143H4V145H3ZM7 147H8V145H7ZM11 147V146H10ZM32 147V146H31ZM52 147V148H53ZM58 147V146H57ZM64 147H66L65 145L63 146V149H64ZM154 148H155V146H153ZM153 147H151L152 149H153ZM186 147V146H185ZM22 148H27V147H22ZM33 148H34V146H33ZM43 148V147H42ZM61 148H62V146H61ZM69 148V147H68ZM150 148V149H151ZM165 148V147H164ZM168 148H170L171 149V146L170 147H168ZM172 148H173V146H172ZM4 149V148H3ZM14 149V148H13ZM28 149H29V146H28ZM161 149V148H160ZM170 149H168V150H170ZM175 149L176 148H174V149H171L170 151H168V152H170V154H172V151H174L173 152V154H176L177 156L180 154V152H181V150L182 151H184L185 149L183 148V146H180V147H178L177 148V150L175 151ZM184 149V150H183ZM6 150V149H5ZM15 150V149H14ZM13 150V151H14ZM23 150V149H22ZM30 150V149H29ZM38 150V149H37ZM36 150V151H37ZM43 150H44V148H43ZM68 150V149H67ZM66 150V152H64V153H73L72 152V150L73 149H71V150H69V151H67ZM157 150H158V148H157ZM167 150V149H166ZM190 150V149H189ZM7 151V150H6ZM9 151V150H8ZM16 151V150H15ZM25 151V150H24ZM27 151V150H26ZM36 151H34V152H36ZM161 152H163V149L162 150H160ZM192 151V150H191ZM29 152V151H28ZM33 152V153H34ZM82 152V151H81ZM149 152H151V151H149ZM160 152V153H161ZM179 152V153H178ZM9 152H7V154L6 155H8L7 157H10V159H12L13 157L10 155V154H8ZM12 153V152H11ZM32 153V154H33ZM36 153H39V152H36ZM77 153V152H76ZM184 153H187L186 151H184V152H181V154L180 155H182V154H184ZM189 153V152H188ZM3 154H4V152H3ZM26 154V153H25ZM32 154L30 153V155L32 156ZM94 154V153H93ZM163 154V153H162ZM5 155V156H6ZM10 155V156H9ZM64 155V154H63ZM67 155V154H66ZM169 155V154H168ZM179 155V156H180ZM186 155V154H185ZM21 156H23L22 154H21ZM20 156V157H21ZM29 156V155H28ZM71 156V155H70ZM69 156V157H70ZM79 156V155H78ZM87 156V155H86ZM95 156V155H94ZM148 156V155H147ZM154 156V155H153ZM175 156V155H174ZM178 156V157H179ZM190 156V155H189ZM192 156V155H191ZM6 157V158H7ZM15 157V156H14ZM18 157H19V154H18ZM65 157V156H64ZM68 157V156H67ZM66 157V158H67ZM68 157V158H69ZM80 157V156H79ZM163 157H164V155H163ZM166 157V156H165ZM164 157V158H165ZM74 158V157H73ZM82 158V157H81ZM169 158V157H168ZM167 158V159H168ZM180 158H181V160H185L186 159V157H185V159H183L184 158V156L182 155V156H180L179 157V160H180ZM191 158V157H190ZM4 159V158H3ZM7 159H9V158H7ZM14 159V158H13ZM70 159H71V157H70ZM75 159H77V157L76 158H74V160ZM166 159V158H165ZM171 159V158H170ZM173 159V158H172ZM67 160V159H66ZM78 160V159H77ZM148 160V159H147ZM146 160V161H147ZM169 160V159H168ZM15 162H16V160H14ZM68 161H69V163H70V160L68 159ZM68 161H67V163H68ZM80 161H81V159H80ZM145 161V162H146ZM154 161V160H153ZM166 161V160H165ZM172 161V160H171ZM177 160H175L174 162H176ZM198 161V160H197ZM76 162V161H75ZM79 162V161H78ZM77 162V163H78ZM82 162V161H81ZM81 162H79L78 164H79V167H81L82 166V163ZM155 162V161H154ZM182 162V161H181ZM185 162V161H184ZM200 162V161H199ZM203 162V161H202ZM10 163H12V162H10ZM68 163V164H69ZM86 163H87V161H86ZM156 163V162H155ZM171 163H173V162H171ZM188 163V162H187ZM198 163V162H197ZM170 164V163H169ZM183 164H185V163H181L180 165L182 166ZM199 164V163H198ZM81 165V166H80ZM154 165V164H153ZM168 165V164H167ZM173 165V164H172ZM190 165V164H189ZM177 166V165H176ZM183 166H185V165H183ZM182 166V167H183ZM83 167H85V165L83 166ZM83 167H81L80 169H82V171H83V173H87V174H84V176L86 177L87 176V178L89 179V180H87V179H85V177H84V180L86 181V183H85V181L83 180V178H82V181H81V179H78L77 178V175H76V169H74V170H67V171H69V173H66V170H65V174L63 173V175L65 176L64 178L62 177V175L60 176V172H62V171H64V170H62V171H59V173H58V171H53V173L52 174H50L51 172H49V170H48V172H46L45 173V171L46 170H40V173H39V170H38V174H37V171H34V175H35V178H34V175H33V171L31 172L32 173V175H30V174H28L29 172H27L28 170H23V171H20V170H14V171H10L9 169V171H7V169H0V264H161V261H160V259H163L164 258V256H165V258H164V261L162 260V264H163V262H168L169 261V263L168 264H171V263H173L174 261V259L176 258V256H177V254L180 252V251H178V250H181V248L182 247H179V246H183L184 244H185V246H183V247H185L184 249H185V253H187V255L181 250V252L183 253V256L184 255H186L185 257H186V259L189 261H187V262H181L182 261V259H181V257H180V262L179 263H183V264H252V263H250V262H252V261H257V260H253L254 259V257H253V251H255L256 249H257V247L259 248V249H261V251H262V244L264 245V230H262V229H264V226H263V222H261V220L262 219H260V221H256L257 223L259 222V223H261V224H259L260 225V228H261V230H260V228L259 229H257L256 227L254 228V229H252L251 227H252V225L253 226H255L254 224H252V225H249L250 223L249 222H251L252 220H251V216L249 217L250 219H247V220H249V226H248V228H251L252 229V232L254 231L255 233H254V235L252 234V236L251 235H249V233L251 232V229H248V232L246 233V232H244V233H246L245 235H247V236H244V238H242L243 236L242 235H240V237L241 238H239V236H238V238L236 239V237H235V240H236V242L234 241V239H232L231 238V236H230V238L232 239V241H231V239H227V240H225V239H220L219 237H215V236H217L216 234L213 236V234H214V232H213V226L215 225V223L217 222H221L223 225H225V226H229L230 227V222H231V217H230V215H229V213H230V211H229V213H225V211H224V209L226 210V206L225 205H223V203H222V208H221V210H219L220 208H219V206H218V204L220 205V203H218L219 201H217V203H216V197L218 196V198H219V196L220 195H217L215 198H214V196H213V199H215V203H213V201H211L210 199H206L205 200V197H204V200H203V196H202V192L201 191H199L200 192V194H199V196L201 195L202 197L200 198V200H199V197H198V199H197V201L198 202H196L197 203V205H196V203H195V205L196 206H194V203H192V205L194 206L193 207V209L192 210H197V211H199V210H201L199 213H196L197 214V219L195 218L196 217V214L194 213L193 214V216H194V218H192L193 216H192V214H191V216H189L187 219H191L192 218V221H190L189 220V222L190 223H193V224H190L189 222V226H186V227H182L181 228V226H178V228L176 229V230H178L179 229V231L178 232H180L179 233V235L178 234H176V232H173L175 235H171L169 238H167L166 240L168 241H166L165 242V239H159V244H161L162 245V242L164 241L165 243L162 245V247L160 246H158V242H156V240H155V244L153 245V246H155L156 245V247H157V249L158 250H154L153 251V249H156V247H154V248H152V251H151V249L149 250V252H148V248L147 249H144L143 247H144V240H145V238H144V235H143V232H144V229L141 227V225H140V223L142 224V221H144V220H142L141 222H138V219L135 217V215L137 214L136 212H134L135 210H133V207L132 206H134V205H136L135 203H136V201H135V193L134 192H130L131 193V195H130V197L132 198V202H134L135 201V203H131V206L130 205H127L129 208L130 207H132V209H129L127 206H126V204H127V202H125L124 200H123V198H125V197H127V196H125L124 194H122L121 193V190L125 187V191L127 192V190H129L130 189V191L131 190H133V187L134 186H130L131 188H126V187H129L128 185H126V186H124L123 187V185H121V183L123 182V181H126V180H128V182H130L131 183V181L134 179L133 177H135L134 175H130L131 177H129V174L128 175H126V178H127V176L129 177V178H132L131 180H129V179H123V178H120L119 176H118V178H116L117 180H114L113 181V179H109L108 181H106L107 182V186H112L111 184H115L116 185V188L115 187H106V185H104L106 182L104 181V178L106 179V176L104 175V177L102 178L101 176L98 178L97 176H94V178L95 177H97V181H96V178L94 179L93 177H91L92 178V182L90 181L91 180V178H89V176H91L92 175V173L94 174V171H93V169H92V173H90V172H87V170H83ZM150 167V166H149ZM156 168H157V165L155 166ZM171 167V166H170ZM180 167V166H179ZM181 167V168H182ZM186 167H188V166H186ZM191 167H192V165L190 166V169H191ZM153 168H154V166H153ZM156 168L154 169V170H156ZM184 168V167H183ZM193 168V167H192ZM177 170V169H176ZM175 169L174 170H172L173 172L174 171H176ZM187 170H188V168H187ZM31 171V170H30ZM90 171V170H89ZM180 171H182V169L180 170ZM191 171V170H190ZM199 171V170H198ZM44 172V173H43ZM98 171H95V175H96V173H97ZM149 172V171H148ZM161 172V170H160V168L158 169V171H156V172H154L155 173V175H158L159 173ZM182 172H184V170L182 171ZM188 172H189V170H188ZM187 172V173H188ZM193 172V169H192V171H191V173ZM49 173V174H48ZM54 173L56 174V173H58V175L60 176V177H58V178H60L59 180L58 179H56L55 177H53L54 179L53 180H51L52 178V176H58L57 174L56 175H54ZM99 173V172H98ZM98 173H97V175H98ZM107 173V172H106ZM153 173V172H152ZM164 173H166V172H163V177H164ZM179 173V172H178ZM177 172L176 173H174V174H178ZM205 173V172H204ZM67 174V175H66ZM74 175L75 174V177L74 176H71V175ZM89 174V175H88ZM149 174H151L150 172H149ZM161 174V173H160ZM182 174V173H181ZM198 174V173H197ZM207 174V173H206ZM223 174V173H222ZM30 175V176H29ZM38 175V176H37ZM48 175H49V177H48ZM99 175H102V173L100 174L99 173ZM98 175V176H99ZM109 175V174H108ZM173 175V174H172ZM188 175V174H187ZM194 175V174H193ZM32 176V177H31ZM71 176V180H70V184L71 185H68L69 184V182L67 183V177H70ZM120 176H123V175H120ZM125 176V175H124ZM153 176V175H152ZM170 176V175H169ZM169 176H166L167 178L169 177ZM176 176V175H175ZM191 176L192 175H190L188 178H191ZM108 177V176H107ZM109 177H110V175H109ZM200 177H201V175H200ZM101 178V179H100ZM111 178V177H110ZM119 178H120V180H122V182H118V180H119ZM157 178V177H156ZM155 178V179H156ZM165 178V177H164ZM185 178V177H184ZM204 178H205V175H204ZM217 178V177H216ZM230 178V177H229ZM55 179H56V182H55ZM63 181H62V180ZM64 179H65V181H66V183H67V186L65 185L66 183H64L65 181H64ZM70 178H68V180H69ZM73 179H75V181L73 180ZM136 180H137V178H135ZM158 179H160L159 177L157 178V181H158ZM197 179V178H196ZM196 179H195V183H196ZM202 179V178H201ZM210 179V178H209ZM72 180H73V182H72ZM78 180V181H77ZM102 180L104 181L103 183H101V184H103V186H100V187H96V185L97 186H99L100 185V182H102ZM107 180V179H106ZM110 180H112L114 183H112V181H110ZM135 180V181H136ZM163 180V179H162ZM165 180V179H164ZM170 180V179H169ZM190 180V179H189ZM198 180V179H197ZM54 181V182H53ZM60 183V182H62V183H58V182ZM98 181H100V182H98ZM140 181V180H139ZM172 181H173V179H172ZM199 181V180H198ZM203 181V180H202ZM75 182V183H74ZM90 183V184H87V183ZM93 182H95V183H93ZM98 182V183H97ZM108 182H110V184H108ZM115 182H117L118 183V185H117V183H115ZM134 181H132V183H133ZM137 182V181H136ZM136 182H134V183H136ZM177 182V181H176ZM217 182V181H216ZM73 183V184H72ZM78 183V184H77ZM85 184V186L83 187V185ZM91 183H93L94 184V186H92L93 184H91ZM120 183V184H119ZM124 183V182H123ZM122 183V184H123ZM129 183V184H130ZM157 183V182H156ZM164 183V182H163ZM183 183V182H182ZM181 183V184H182ZM197 183H199V182H197ZM53 184V185H52ZM75 184V185H74ZM77 184V185H76ZM82 184V185H81ZM96 184V185H95ZM125 184V183H124ZM169 184H170V182H169ZM178 184H179V182H178ZM224 184V183H223ZM81 185V186H80ZM89 185V186H88ZM115 185H113V186H115ZM121 185V187H122V189L119 187ZM132 185V184H131ZM137 185V184H136ZM140 185H142V184H140ZM140 185H138V187L140 186ZM147 185V187H149L150 185H148V184H146ZM157 185V184H156ZM189 185V183H187V184H185V186H188ZM202 185H204L203 183H202ZM211 185V184H210ZM219 185V184H218ZM73 186V187H72ZM91 186V187H90ZM117 186L121 189V190H119V188H118V190L120 191V194H118L119 192H117L116 191V189H117ZM154 186V188H155V185H153ZM153 186H152V189H153ZM170 186V185H169ZM179 186H180V184H179ZM213 186V185H212ZM225 186V185H224ZM65 187H68V188H65ZM88 187H89V189H88ZM103 187V188H102ZM104 187L105 188H109L107 191H105L104 190ZM142 187V186H141ZM143 187L145 188L146 186L143 184ZM147 187H146V189H147ZM168 187V186H167ZM201 187V186H200ZM223 187V186H222ZM96 188H98V192L96 191L97 189ZM169 188H171V187H169ZM173 188V187H172ZM171 188V189H172ZM182 188H183V190L185 191V190H187V192L188 191H190V190H192V189H194V188H192L190 185L186 188H184L183 187V184H182ZM191 188V189H190ZM202 188V190H204L205 188L204 187H201ZM204 188V189H203ZM208 188V187H207ZM220 188V187H219ZM84 191H83V190ZM86 189V190H85ZM112 189H113V191H115V198L117 199V196H118V198L120 197V201L121 202H119V200L116 202V203H114L115 202V198L113 197V202L111 201L110 202V200H112V197L111 196H114L113 194H112ZM135 189H136V186H135ZM162 190H164L163 192H168V190H166V188L164 187V189H163V186H162V188H161ZM168 189V188H167ZM224 189V188H223ZM89 190V191H88ZM104 190V191H103ZM142 189L140 188V193L141 192H143V190L141 191ZM147 190H149V189H147ZM155 190H158V189H155ZM155 190H153V192L152 193H154L155 195H157V192H154ZM174 190V189H173ZM183 190H182V193H183ZM83 193H82V192ZM86 191V192H85ZM102 191L103 192H105V193H102ZM136 191V190H135ZM137 191H138V188H137ZM85 192V193H84ZM93 193V194H91V193ZM125 192V193H126ZM129 192V191H128ZM139 192V191H138ZM138 192H136V193H138ZM162 192V191H161ZM171 192V191H170ZM170 192H168V193H170ZM173 192V191H172ZM178 192V191H177ZM186 192V191H185ZM194 192H196V191H193V195L194 196H198L197 195V193H194ZM240 192V191H239ZM238 192V193H239ZM107 193H109V194H107ZM114 193V192H113ZM134 194V196H133V194ZM167 193V194H168ZM205 193V192H204ZM209 193V194H208ZM207 194H205V196L206 195H210V191L208 192ZM212 193V192H211ZM86 194V195H85ZM89 194V195H88ZM96 194V195H95ZM122 194V195H121ZM144 194V193H143ZM163 194H166V193H163ZM162 194V195H163ZM174 194V193H173ZM212 194H215V192L214 193H212ZM219 194V193H218ZM221 194H222V192H221ZM230 194V193H229ZM91 195H93V196H91ZM103 195V196H102ZM111 195V196H110ZM117 195V196H116ZM154 195V196H155ZM175 196H177L176 194H174ZM185 195L186 194H184V197H182V200L184 199V200H187V199H189L188 198V196L186 195V198H185ZM216 195V194H215ZM225 194L223 193V196H224ZM89 196H91V198L92 199H94V200H92L91 198L89 199ZM99 198H98V197ZM101 196H102V198H104L105 199V206H106V208H104V205H103V203H101L102 204V206H100V203H97L98 202V200H100L101 199ZM122 196H125V197H122ZM144 196H147V195H144ZM159 196V195H158ZM157 196V197H158ZM212 196V195H211ZM223 196H222V200H225V198L223 199ZM227 197H228V195H226ZM226 196H224V197H226ZM230 196V195H229ZM59 197H60V199L63 201H61L60 199H59ZM84 197V198H83ZM88 197V198H87ZM122 197V198H121ZM129 197V196H128ZM134 197V198H133ZM161 197V196H160ZM160 197L158 198V200H160ZM167 197H169V195H166V198ZM234 197V196H233ZM252 197H253V195H252ZM59 199V202L61 201V203H58L57 202V200L56 199ZM89 199L88 200V202H87V199ZM96 198V199H95ZM97 198H98V200H97ZM107 198H108V201L111 203V204H109V205H107V203H109V202H107L106 203V200H107ZM154 198V197H153ZM152 198V199H153ZM164 198V197H163ZM175 198V197H174ZM208 198H209V196H208ZM229 198V197H228ZM165 199V198H164ZM171 199H172V197H171ZM179 199H181V198H179ZM90 200H92V201H90ZM95 200H97V202L95 201ZM125 200H126V198H125ZM127 200H130V199H128L127 198ZM136 200H137V198H136ZM156 200V199H155ZM157 200V201H158ZM162 200V199H161ZM167 200H168V202L170 201L168 198H167ZM173 200H175V199H173ZM177 200V199H176ZM262 200V199H261ZM101 202L103 201V199H101L100 200ZM163 201V200H162ZM181 201V200H180ZM204 201V202H203ZM231 201H232V199H231ZM96 202V203H95ZM122 202H124V203H122ZM171 202H172V200H171ZM179 203L178 202V200L177 201H174L173 202V205H174V203ZM188 202V201H187ZM203 202V203H202ZM224 202V201H223ZM121 204V205H119V204ZM162 203H164V202H162ZM175 203V205L177 206V204ZM181 203V202H180ZM179 203V205L180 206H183V207H185L184 206V204L183 205H181ZM99 204V205H98ZM113 204V205H112ZM128 204H130V202L128 203ZM165 205H166V203H164ZM168 204V203H167ZM187 204V203H186ZM185 204V205H186ZM189 204V203H188ZM199 204H202V206L200 207V205ZM253 204H254V202H253ZM252 204V205H253ZM262 204V203H261ZM118 205V206H117ZM169 205V204H168ZM167 205V206H168ZM173 205H169V206H173ZM174 205V207H176ZM190 205V204H189ZM188 205V206H189ZM199 205V206H198ZM254 205H256V204H254ZM112 206V207H111ZM126 208V210L128 209V212L130 213L129 214V217L131 218V216L134 214V216H132V220H129L130 218H128V213H127V211L124 209V207ZM161 206H163V205H161ZM168 206V207H169ZM187 206V207H188ZM191 206V205H190ZM189 206V207H190ZM224 206H225V208H224ZM264 205H262V207H263ZM71 207V208H70ZM74 207V208H73ZM98 207H99V209H98ZM108 207V208H107ZM117 207V208H116ZM122 207V208H121ZM136 207H137V210L139 211L138 213H141L142 214V212H140V211H144L143 213V215H145V217H146V214H145V210H143V209H141V210H139V206H135V208L134 209H136ZM166 207V206H165ZM168 207H166V208H168ZM182 207V208H183ZM187 207H185L186 209H187ZM189 207H188V209H187V214H188V212H189ZM192 207V206H191ZM191 207H190V211H191ZM197 207V209H195ZM199 207L201 208V209H199ZM255 207V206H254ZM73 208V209H72ZM100 208H103V209H100ZM116 210H115V209ZM230 208V207H229ZM145 209V208H144ZM165 209V208H164ZM184 209V208H183ZM228 209V208H227ZM98 210V211H97ZM131 210H133V214H132V211L130 212ZM175 210V209H174ZM179 210H181V209H179ZM230 210V209H229ZM233 210H235L234 208H233ZM232 210V211H233ZM253 210V209H252ZM148 211V210H147ZM166 211H168V213H169V209L168 210H166ZM176 211V210H175ZM221 211V214L223 215V217H222V215H219L220 213H218V212H220ZM224 211V212H223ZM228 210H226V212H227ZM258 211V210H257ZM98 212V213H97ZM101 212V213H100ZM170 212H172V211H170ZM177 212H178V208H177ZM181 212V211H180ZM184 212V211H183ZM193 212V211H192ZM255 212V211H254ZM259 212V211H258ZM93 213H95V215L93 214ZM96 213H97V215H96ZM136 213V214H135ZM174 214H172L173 215V218H174V216H175V214H176V212H173ZM185 213V212H184ZM232 213V212H231ZM236 213V212H235ZM235 213H233V214H235ZM256 213V212H255ZM260 213H261V211H260ZM263 213V212H262ZM114 214V215H113ZM149 213H147V215H148ZM225 214H226V217H225ZM232 214V215H233ZM93 215V216H92ZM131 215V216H130ZM138 215H140V214H138ZM172 215L170 214V216H171V218H172ZM179 215V214H178ZM181 215V214H180ZM228 215V216H227ZM231 215V216H232ZM236 215V214H235ZM234 215V216H235ZM110 216H111V218H110ZM114 216V217H113ZM150 216H151V214H150ZM177 216V215H176ZM181 216H183V215H181ZM234 216H232V217H234ZM239 216V215H238ZM238 216H235V217H238ZM261 216V215H260ZM148 217H149V215H148ZM227 218L228 217V219H225V218ZM230 217V218H229ZM239 217H241V216H239ZM256 217V216H255ZM115 218V219H114ZM142 218V216L140 217V219ZM178 218V217H177ZM184 218V217H183ZM256 218H258V216L256 217ZM261 218H262V216H261ZM137 219V220H136ZM140 219H139V221H140ZM142 219H144V217L142 218ZM148 219V218H147ZM150 220H151V217L149 218ZM239 218H237V221H239L238 220ZM241 220L243 219L242 217L240 218ZM110 220V222H108ZM155 220V219H154ZM174 220H176V218L175 219H173L172 221H174ZM195 220H197L196 222H195V226H194V221ZM240 220V221H241ZM251 220V221H250ZM257 220V219H256ZM258 220H259V218H258ZM156 221V220H155ZM155 221H153V218H152V221H150L151 223L152 222H155ZM233 221V220H232ZM243 221H244V219H243ZM148 222V221H147ZM157 222V221H156ZM253 222V221H252ZM158 224L160 223V222H157ZM157 223H154V225L155 224H157ZM173 223V222H172ZM220 223V224H221ZM242 223V222H241ZM244 223V222H243ZM145 224H146V220H145ZM145 224H144V226H145ZM150 224V223H149ZM148 224V225H149ZM163 224V223H162ZM231 224H232V222H231ZM151 225V224H150ZM163 225H165V224H163ZM185 225V224H184ZM190 225H191V227H190ZM194 226V228H196V229H193V230H191V228H193V226ZM246 225V224H245ZM152 226V225H151ZM159 226H160V224H159ZM159 226L158 227H156V226H153V227H156V228H158L159 229ZM166 226V225H165ZM170 226V225H169ZM174 226V225H173ZM251 226V227H250ZM258 226V225H257ZM162 227V226H161ZM164 227V226H163ZM167 227V226H166ZM171 227H172V225H171ZM189 227V228H188ZM148 228H150V227H148ZM155 228V229H156ZM170 228V227H169ZM181 228V229H180ZM184 228L185 229H187V230H184ZM227 228V227H226ZM145 229H146V231L148 232V230H147V228L145 227ZM151 229H152V227H151ZM155 229H154V232H155ZM189 229V230H188ZM227 229H229V228H227ZM257 229V230H256ZM182 230H184V232H185V236H186V234L188 235L189 233H190V230L191 231H193L194 232V230L196 231L197 230V235H194V234H196V232L195 233H193L192 235L193 236H196V237H191L192 235H188L189 237H191V238H188L187 236V239H186V237L183 235V231ZM211 230H212V232H213V234H212V236H211V234H208V232L210 231V233H212L211 232ZM250 230V231H249ZM256 230V231H255ZM149 231H150V229H149ZM159 231V230H158ZM187 231H189V233L187 232ZM215 231V230H214ZM246 231V230H245ZM151 232V231H150ZM177 232V233H178ZM251 232V233H252ZM149 233V232H148ZM152 233V232H151ZM157 233V232H156ZM170 233V232H169ZM192 233V232H191ZM190 233V234H191ZM138 234H140V235H138ZM172 234V233H171ZM206 234H208V236H206ZM148 235V234H147ZM149 235H150V233H149ZM209 235H210V238H208L209 237ZM152 236H153V234H152ZM175 236V237H174ZM179 236H180V238H179ZM185 238H184V237ZM249 236H251V238L249 237ZM139 237H140V240H139ZM170 238H173V239H171V242H170ZM177 238V239H176ZM183 239V241L185 242L184 244L183 243H181V240ZM195 238H196V240L198 239L199 241L202 239V241L203 242H200L199 243V245L201 246H199L200 247V249L201 250H198V253H197V248L199 249V247H197V245H198V241H195ZM205 238V240H203ZM219 238V239H218ZM233 238H234V236H233ZM246 238H250V239H246ZM133 239V240H132ZM149 239V238H148ZM154 239H157L156 238V236L154 237ZM181 239V240H180ZM186 239V240H185ZM190 239H193V240H190ZM263 239V240H262ZM158 240V239H157ZM162 240V241H161ZM172 240H174V241H172ZM177 240V241H176ZM190 242H194V243H196V244H193V243H189V241ZM187 241H188V244L190 245V247L189 246H187ZM235 242V245L233 246V247H231L232 245H231V242ZM262 242V244H261V242ZM131 242H133L132 243V245L130 244ZM143 242V243H142ZM147 242H149V241H147ZM176 242V243H175ZM178 242V243H177ZM228 242V243H227ZM150 243V242H149ZM153 243V242H152ZM257 243H259L260 245H258ZM147 244V243H146ZM193 244V245H192ZM231 246H230V245ZM167 245H168V247H167ZM173 245V247L175 248V249H173V247H171ZM195 245V246H194ZM138 246H139V248L142 246V248H143V250H142V248L141 249H139L138 248ZM191 246L193 247L191 250H186L187 248L189 249V248H191ZM132 247H137V248H132ZM165 247V248H164ZM167 247V248H166ZM187 247V248H186ZM197 247V248H196ZM160 248H161V250H160ZM163 248H164V250H163ZM168 248H170L169 250H168ZM180 248V249H179ZM131 249H133V250H135V252H137L138 253V251L140 250V251H142V252H140L141 254H135V253H133L132 251L133 250H131ZM168 251H167V250ZM255 249V250H254ZM263 249H264V247H263ZM138 250V251H137ZM195 250H196V252H195ZM145 251H147V252H145ZM158 251V252H157ZM160 251V252H159ZM164 251V252H163ZM168 253H166V252ZM169 251H172V252H170V253H172V255L169 253ZM189 251V252H188ZM257 251V250H256ZM154 252V253H153ZM155 252H157L156 253V256L154 255L155 254ZM163 252V253H162ZM194 252V253H193ZM147 255H146V254ZM150 253V254H149ZM153 253V254H152ZM159 253H161V254H159ZM167 255H166V254ZM182 253H180V254H182ZM196 253L197 254H201L202 253V255H196ZM257 253H260L259 251L257 252ZM263 254H264V251L262 252ZM149 254V255H148ZM261 254V253H260ZM140 255V256H139ZM142 255H145V256H142ZM160 255H163V258H162V256H160ZM171 256L172 258H173V260L171 259V260H168L167 259V256ZM255 255V254H254ZM262 255V254H261ZM260 255V256H261ZM159 256V257H158ZM179 256H182V255H179ZM202 256V259H200V258H198V257H201ZM256 257V256H255ZM262 257V256H261ZM159 259V261H158V259ZM170 258V257H169ZM177 260L179 259V258H176ZM257 259V258H256ZM264 259V258H263ZM166 260V261H165ZM177 260L175 261V264H179L178 262H177ZM260 260V259H259ZM172 261V262H171ZM201 261V262H200ZM260 262H262V263H260V264H264V260H260ZM258 263V262H257ZM174 264V263H173ZM254 264V263H253Z\"/></svg>",
    "mask_w": 264,
    "mask_h": 264
},
{
    "label": "built area",
    "instance_id": "3",
    "mask_svg": "<svg viewBox=\"0 0 264 264\" xmlns=\"http://www.w3.org/2000/svg\"><path fill=\"white\" fill-rule=\"evenodd\" d=\"M249 63H252L251 61ZM68 82L66 81L65 84H67Z\"/></svg>",
    "mask_w": 264,
    "mask_h": 264
}]
</instances>
